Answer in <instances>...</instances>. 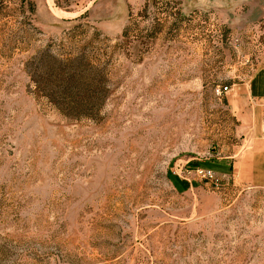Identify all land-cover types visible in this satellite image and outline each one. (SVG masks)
Instances as JSON below:
<instances>
[{
	"label": "rangeland",
	"instance_id": "374dc122",
	"mask_svg": "<svg viewBox=\"0 0 264 264\" xmlns=\"http://www.w3.org/2000/svg\"><path fill=\"white\" fill-rule=\"evenodd\" d=\"M33 2L0 13V264H264V0Z\"/></svg>",
	"mask_w": 264,
	"mask_h": 264
},
{
	"label": "crops",
	"instance_id": "0c3cea01",
	"mask_svg": "<svg viewBox=\"0 0 264 264\" xmlns=\"http://www.w3.org/2000/svg\"><path fill=\"white\" fill-rule=\"evenodd\" d=\"M240 91L245 89V95L247 99L255 102L264 103V68L257 71L248 81L245 88H239ZM242 96V94H241ZM242 99V98H240ZM240 99L237 101V109H239ZM260 125V126H259ZM262 126L263 124H242V131H244L243 136L244 140L247 144L251 146L248 158L254 159L255 168H256V175L259 177H264V134L260 133L257 134L255 129ZM229 165V162L226 163ZM229 168V167H228ZM234 169V166H232Z\"/></svg>",
	"mask_w": 264,
	"mask_h": 264
},
{
	"label": "trees",
	"instance_id": "16d2710c",
	"mask_svg": "<svg viewBox=\"0 0 264 264\" xmlns=\"http://www.w3.org/2000/svg\"><path fill=\"white\" fill-rule=\"evenodd\" d=\"M14 4L15 7L20 8V11L22 13L21 15V23L23 24H30L31 23V17L33 16L35 12V4L33 0H0V13L2 10L6 9L5 4ZM54 3L56 6L62 7L59 2V0H54ZM126 30H124L123 34H126Z\"/></svg>",
	"mask_w": 264,
	"mask_h": 264
},
{
	"label": "built area",
	"instance_id": "2783aa9c",
	"mask_svg": "<svg viewBox=\"0 0 264 264\" xmlns=\"http://www.w3.org/2000/svg\"><path fill=\"white\" fill-rule=\"evenodd\" d=\"M229 91V87H217L215 90L216 95H221L224 93H227ZM194 174L197 178L200 180H203L205 182L211 183V184H217L218 179L216 177V174L208 169H202V168H196L194 169Z\"/></svg>",
	"mask_w": 264,
	"mask_h": 264
}]
</instances>
